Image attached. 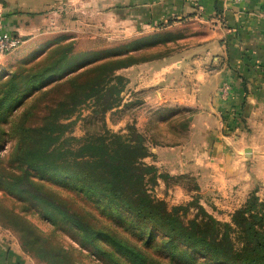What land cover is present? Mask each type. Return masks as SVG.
Segmentation results:
<instances>
[{"label": "trees", "instance_id": "obj_1", "mask_svg": "<svg viewBox=\"0 0 264 264\" xmlns=\"http://www.w3.org/2000/svg\"><path fill=\"white\" fill-rule=\"evenodd\" d=\"M144 46L150 48L154 45ZM160 57L162 55L142 57L140 54H127L93 63L56 81L55 97L50 93L54 87L35 95V106H8L13 101L20 104L22 100L19 99L36 90L34 87L38 83L36 75H11L0 85V124L7 111H14L17 107L20 113L18 111L19 114L13 116L17 117L15 120L6 121V124L13 125L11 133L17 137V142L9 157L2 161L3 166L8 163L11 168H0V186L17 195L21 201L41 208L55 219V223H70L84 244L97 247L115 264H123L124 261L128 264L160 263L128 241L117 239L108 227H98L91 217L70 209L60 198L35 184L29 177L30 170L63 176L82 191L97 194L107 203L106 206L118 208L126 219L139 223L136 229L157 231L166 239L162 248L171 264L180 257L191 264H207L202 263L204 260L217 264H264V200L257 195H251L233 213L231 224L222 223L202 209L204 218L186 221L180 214L181 210L186 211L185 207L170 208L151 193L162 175L156 166L144 162L151 156V141L135 125L129 126L125 134L105 130L103 133H87L82 139L65 136L71 124L63 122L89 101H93L94 112L100 115L120 106L119 95L124 91L127 80L117 73L118 70ZM60 62L62 59L55 61V66ZM45 71L42 75L48 77ZM44 94H47L46 99L39 106ZM175 119L167 121L165 126H171ZM192 119L190 117L184 122L176 119L179 124L177 130L174 126L170 131L181 136V128L188 130ZM164 177L167 178L166 175ZM0 212L21 235L26 252L34 253L48 264H73L68 251L41 238L19 214L7 209ZM152 238L150 235V240ZM98 239H103L114 251L109 253L102 245L96 244ZM10 254H13L10 249L0 253V264H7Z\"/></svg>", "mask_w": 264, "mask_h": 264}, {"label": "crops", "instance_id": "obj_2", "mask_svg": "<svg viewBox=\"0 0 264 264\" xmlns=\"http://www.w3.org/2000/svg\"><path fill=\"white\" fill-rule=\"evenodd\" d=\"M201 6L198 11L190 0H0V16L26 49L55 38L59 15L75 19L78 10L86 22L98 15L100 23H115L116 31L135 32L130 37H141L144 45L189 29L180 38L195 39L204 52L170 55L154 73L141 64L131 67L138 72L136 90L148 88L147 104L162 109L157 125L181 111L194 112L186 141L149 139L146 160L170 180L194 179L196 190L230 212L264 190V0H202ZM223 85L230 86L229 97L221 94ZM13 254L7 264H14ZM17 257L23 259L17 264L28 263Z\"/></svg>", "mask_w": 264, "mask_h": 264}, {"label": "rangeland", "instance_id": "obj_3", "mask_svg": "<svg viewBox=\"0 0 264 264\" xmlns=\"http://www.w3.org/2000/svg\"><path fill=\"white\" fill-rule=\"evenodd\" d=\"M78 10V9H77ZM75 19H71L67 15H59L58 21L55 23V38L49 40L37 48L26 49L22 45L15 52L0 56V85L8 80L11 75L21 73L36 75V83L34 88L36 90L26 93L25 98L20 104L18 102H11L12 106H35L37 105L36 99L40 92H45L52 87L53 90L50 93L55 97V82L71 76L84 68L98 63L106 61L112 58L124 57L127 54H140L142 57H152L158 54L162 57L141 63L145 66L143 68H151L154 71L160 66L164 59L175 55L192 56L193 54H200L206 50V48H198L195 45V39L186 40L183 37L180 38L179 34L188 35L187 28L179 29L182 31H175L159 39L156 45L150 48L145 47L141 37H130L135 32L123 30L124 33L116 31L117 27L115 23L104 24L100 23L98 15H91V21H85L82 12L75 11ZM61 14V13H60ZM194 29V28H192ZM186 30V31H185ZM195 30V29H194ZM193 33L195 31H192ZM178 34V35H177ZM135 38V39H134ZM138 39V40H136ZM188 44L182 46V44ZM148 45V44H147ZM182 47H181V46ZM62 59V63L59 66H55V61ZM64 66V67H63ZM139 66L138 65H134ZM152 66V67H151ZM206 67H213V64H205ZM218 64H215V67ZM133 67V66H132ZM47 70L46 75L44 74ZM148 70V69H147ZM144 71V70H143ZM141 72V71H140ZM119 75H122L127 80V85L124 91L119 95L121 104L113 110L108 111L104 115L96 114L94 112L95 104L93 101L81 106L79 111L65 120L63 123L71 124L67 130L65 136H72L77 139H82L87 133H97L109 130L112 133H127L128 127L135 125L140 133L145 135L147 139L157 140L161 143H174L177 141H186V137H189V129L184 130L181 128L180 133H172L170 130L174 129V126L178 127V121L180 118L182 122L189 120L193 117V111L187 110L181 111V114L172 116L176 119L171 121V126H165L158 124L157 115L162 109H153L147 104L145 100L144 92L148 88L139 89L137 91V71L132 73L131 67L118 70ZM224 86V85H223ZM47 94L42 96V100L39 104L45 101ZM144 96V97H143ZM32 98V99H31ZM19 108H15L14 111H7L3 114L4 121L0 124V168L6 167L7 170L11 166L6 163L3 166V159L9 157V153L13 150L14 145L17 142V137L11 132L12 126L6 124V121L15 120L18 115ZM195 111V110H194ZM166 112H170L167 110ZM17 113V114H16ZM171 114V112H170ZM178 116V117H177ZM165 126V127H164ZM171 127V128H170ZM165 133H168L165 137ZM15 134V133H14ZM157 143V142H156ZM145 163L151 164L145 159ZM162 178L157 179V185L150 190L156 199L164 201L170 208L176 206H183L185 210H181L186 221L195 217L204 218L202 210L212 215L222 223H232V215L240 209L247 201V199L255 194L261 200H264V190L260 188L250 193L244 203L234 211L227 210L222 204L217 205L213 203V200L204 197L200 190H196L197 183L192 178H176L170 180L165 178V173H160ZM164 175V176H163ZM30 179L37 185L43 187L45 191L54 195L56 198H60L67 204L70 209L79 211L81 215H87L85 217H91L98 227L109 229L117 239H123L125 242L132 244L134 247L140 249L148 257L156 259L160 264H171L169 258H166V254L163 252L162 245L166 239L157 231L150 230H138L135 228L138 224L131 222L130 218L126 219V215L123 214L118 208L106 206L105 202L101 200L98 195L91 194L88 191H82L75 184L69 182L63 176H56L55 174H45L37 170H30ZM164 181L170 183H180L184 185L185 189L172 188L174 184L170 183L165 187ZM175 181V182H174ZM170 187V188H169ZM168 188L171 190H168ZM81 190V191H79ZM7 209L19 214L23 219L33 227L41 238L47 239L52 245L61 247L68 251L72 257L73 264H115L111 259L103 253L99 252L97 247L90 244H84L80 236L75 231L74 227L66 221H60L55 223V219L44 213L43 210L35 205H31L28 202L21 201L17 195L8 193L5 188L0 186V210ZM233 209V208H232ZM126 221V222H125ZM150 235L152 239L150 240ZM99 246L102 245L109 253H112L111 245L104 243L103 239L95 241ZM6 245V246H5ZM6 247H10L14 252L13 262L14 264L22 263L23 259L18 258L17 255H21L26 264H48L46 261L37 257L34 253L26 252L23 247L21 235L17 230L12 227V223L7 220L0 212V249L6 250ZM6 248V249H5ZM114 251V250H113ZM17 254V255H16ZM121 257V256H120ZM200 258V257H198ZM119 261H122L119 259ZM207 264H217L210 260H204ZM123 262V261H122ZM187 259L181 257L175 261V264H191L187 263ZM72 264V263H69ZM123 264H128L126 261ZM199 264V263H197Z\"/></svg>", "mask_w": 264, "mask_h": 264}, {"label": "built area", "instance_id": "obj_4", "mask_svg": "<svg viewBox=\"0 0 264 264\" xmlns=\"http://www.w3.org/2000/svg\"><path fill=\"white\" fill-rule=\"evenodd\" d=\"M193 2L198 11H202V0H190ZM23 40L14 36L5 26L2 16H0V56L15 52L23 45ZM230 86L225 85L221 89L224 98L229 97Z\"/></svg>", "mask_w": 264, "mask_h": 264}]
</instances>
